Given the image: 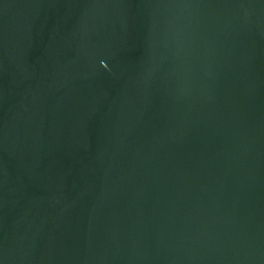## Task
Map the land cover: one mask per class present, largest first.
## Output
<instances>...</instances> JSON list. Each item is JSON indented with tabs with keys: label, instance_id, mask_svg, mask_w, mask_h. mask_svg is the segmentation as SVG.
<instances>
[{
	"label": "water",
	"instance_id": "1",
	"mask_svg": "<svg viewBox=\"0 0 264 264\" xmlns=\"http://www.w3.org/2000/svg\"><path fill=\"white\" fill-rule=\"evenodd\" d=\"M0 264H264V0H0Z\"/></svg>",
	"mask_w": 264,
	"mask_h": 264
}]
</instances>
